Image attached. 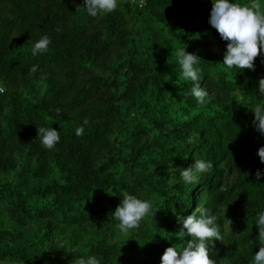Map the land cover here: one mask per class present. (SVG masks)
<instances>
[{
  "label": "trees",
  "instance_id": "1",
  "mask_svg": "<svg viewBox=\"0 0 264 264\" xmlns=\"http://www.w3.org/2000/svg\"><path fill=\"white\" fill-rule=\"evenodd\" d=\"M83 3L0 0V264H72L81 255L161 264L168 247L191 239L177 214L200 204L221 225L233 221L234 233L209 245L219 264H252L264 134L251 108L264 103L255 93L264 51L255 71L225 68L212 0H120L101 17ZM44 35L52 42L34 57ZM182 48L199 56L210 93L203 106L182 77ZM41 126L60 131L54 149L40 143ZM196 159L213 168L187 184L180 173ZM123 192L153 206L127 234L111 215Z\"/></svg>",
  "mask_w": 264,
  "mask_h": 264
},
{
  "label": "clouds",
  "instance_id": "2",
  "mask_svg": "<svg viewBox=\"0 0 264 264\" xmlns=\"http://www.w3.org/2000/svg\"><path fill=\"white\" fill-rule=\"evenodd\" d=\"M210 24L218 31L222 40L228 42L223 55L222 64L227 69L237 68L240 70L251 69L255 71L256 58L264 51V0H212ZM143 7V4H140ZM83 7L90 17H101L115 11L118 0H84ZM57 31H60L57 28ZM51 38L42 36L36 41L31 49L32 55L39 56L47 52L51 44ZM178 64L185 81L192 82L190 94L200 106L207 104L210 93L206 86L201 87L203 79L202 69L198 66V55L180 49L176 53ZM30 73L38 71V65L30 68ZM241 71V72H242ZM259 87L255 90L256 95L264 100V76L259 78ZM0 91H3L0 89ZM251 110L255 114L254 125L264 134V103H256ZM84 132L83 126L75 129L77 136ZM38 138L42 146L48 150L54 149L61 140L60 131L51 127H38ZM199 134L189 135L187 142L195 143ZM261 163H264V146L258 149ZM213 168L212 161L196 159L195 164L183 168L180 179L191 184L196 180L197 174H207ZM264 176V171L257 169L256 177L259 180ZM122 200L115 211L111 214L118 221L116 227L121 234H127L129 230L138 228L143 218L153 211L150 199H143L127 192L121 193ZM178 222L182 223L181 234L191 237L182 248L170 246L162 256L161 264H219L215 254L209 245L214 240L224 242L225 237H230L234 232L233 221L223 219L215 212L201 204L191 215L177 214ZM254 225L258 226L256 239L259 243V251L255 252L252 264H264V210L257 212ZM186 230V232L184 231ZM63 248V247H61ZM72 264H102V259L96 255L76 256Z\"/></svg>",
  "mask_w": 264,
  "mask_h": 264
},
{
  "label": "built area",
  "instance_id": "3",
  "mask_svg": "<svg viewBox=\"0 0 264 264\" xmlns=\"http://www.w3.org/2000/svg\"><path fill=\"white\" fill-rule=\"evenodd\" d=\"M120 0H118L119 2ZM133 2L137 1L139 3V5L142 3L143 6L147 4V0H132ZM0 89H2L3 91H0V93L4 92V87L0 82Z\"/></svg>",
  "mask_w": 264,
  "mask_h": 264
}]
</instances>
